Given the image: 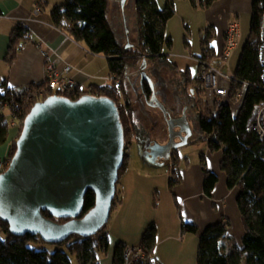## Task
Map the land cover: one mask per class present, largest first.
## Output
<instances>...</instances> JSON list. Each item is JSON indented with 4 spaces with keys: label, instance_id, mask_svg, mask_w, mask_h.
I'll list each match as a JSON object with an SVG mask.
<instances>
[{
    "label": "trees",
    "instance_id": "trees-1",
    "mask_svg": "<svg viewBox=\"0 0 264 264\" xmlns=\"http://www.w3.org/2000/svg\"><path fill=\"white\" fill-rule=\"evenodd\" d=\"M189 1L194 8L200 7L205 10L218 2V0ZM166 2V6L160 9L156 0H136L138 43L125 47L117 38L108 16L110 0H66L51 12V19L57 29L72 40L84 44L91 54L104 56L108 61L109 72L112 75L110 85H91L87 89L77 85L71 94L66 95L73 101L88 94L105 96L118 105L126 149L121 175L131 163L129 147L135 140L140 141V136H144V132L139 130L135 123L134 104L128 99L125 82L128 69H140L146 61L153 68L168 66L179 71L177 65H174L169 55L165 53L166 47L173 48L172 40L166 35L167 23L176 15L175 2L173 0ZM263 13L264 0H254L251 35L242 50L231 87L230 97L233 101H239L238 92L243 94V101L237 113L228 103H222L216 111L211 110L202 100V92L198 90L199 79L192 77L189 69L180 72L185 92H189L198 110L197 123L202 135L200 140L206 142L210 153L221 152L223 158L220 167L226 175L227 186L231 190L238 189L237 207L245 231L241 246H238L227 234L229 222L222 221L207 226L202 231L198 244L197 264H264V140L248 130L255 122L258 109L264 105V84L259 54ZM203 34L200 42L201 52L194 57L212 64L218 57L213 45L216 34L210 27ZM30 40L29 31L20 24L13 34L7 64H12L16 60L21 47ZM47 85L45 81L32 88L42 90ZM50 94L52 92L48 93ZM35 104L36 101L26 96L25 92L16 94L15 89L9 87L8 79L0 76V110H8L11 114L10 117L0 114V148L10 139L12 122L18 123L20 127L18 138L20 137L25 119ZM16 150L17 143L14 141L8 159H13ZM179 159L169 163L172 169V177L169 180L171 188L178 186L182 181L177 166ZM204 170V190L211 196L219 179L205 166ZM120 185L119 179L113 209L121 203ZM86 195L84 210L80 217L82 219L95 207V195L92 192ZM44 216L59 223L67 222L54 219L49 213H44ZM183 227V231L188 233L199 232L195 225L184 224ZM104 230L94 237L72 236L61 244H47L40 237L29 234L15 236L9 231V225L0 220V264H72L73 255H76L79 264H98L99 256L108 251L109 239ZM156 233V226L150 224L142 236L140 246L146 252L147 258L153 255L157 241ZM126 248L122 242L117 244L113 264H126L124 261ZM140 264L152 263L151 260H145Z\"/></svg>",
    "mask_w": 264,
    "mask_h": 264
},
{
    "label": "water",
    "instance_id": "water-1",
    "mask_svg": "<svg viewBox=\"0 0 264 264\" xmlns=\"http://www.w3.org/2000/svg\"><path fill=\"white\" fill-rule=\"evenodd\" d=\"M143 62L141 70L146 66ZM145 74L142 75V81ZM169 125L170 141L146 149L156 165L169 164L172 150L188 144L190 128H181L180 144L172 136L175 126L165 106L154 98ZM182 120H186L185 113ZM187 137H183L182 133ZM9 168L0 174V220L15 236L40 237L47 244H61L78 236L94 237L111 219L121 169L125 163V138L119 107L105 96L84 95L77 101L52 96L36 103L16 141ZM165 156L153 157L155 149ZM159 159H164L161 163ZM95 207L80 218L86 194ZM49 213L57 220L48 219Z\"/></svg>",
    "mask_w": 264,
    "mask_h": 264
},
{
    "label": "rangeland",
    "instance_id": "rangeland-1",
    "mask_svg": "<svg viewBox=\"0 0 264 264\" xmlns=\"http://www.w3.org/2000/svg\"><path fill=\"white\" fill-rule=\"evenodd\" d=\"M160 9L166 6V0H156ZM175 2L174 18L167 23L166 35L172 40L173 48H165V53L169 55L170 60L174 65H177L179 71L170 69L168 66L162 68H153L151 65L146 69L148 76L154 81L158 100L162 103L166 111L172 114L174 118H181L185 113L186 124H188L191 131L190 142L180 147L178 155L182 172L188 180H194L196 173L201 174L203 179V164L214 169L218 168L220 174V182L217 184L216 190L219 196L225 200L230 196L231 189L227 186V178L220 167L219 158L222 157L220 153H210L206 142L201 139V132L199 124L197 123L198 110L193 102H188L190 99L189 92H185V87L182 84L181 73L190 70L192 77H199V61L194 57L201 52V38L207 26L208 13L205 10L194 8L192 2L189 0H173ZM136 0H110L109 18L112 27L116 32L117 38L123 47L128 45V40L134 44L138 43L137 33V15H136ZM235 22L240 25L241 38L238 42L239 46L234 50L233 57L230 61L231 70L237 69V64L241 58L242 50L246 41L249 39L251 32V13L245 12L241 14L240 19L237 15H233ZM118 18L122 20L120 25ZM122 29L120 28V26ZM120 28V29H119ZM224 36L216 39L214 45L219 50L221 48ZM102 61V67L107 70L106 61ZM220 57L215 61V67H219ZM100 64V63H99ZM228 72L229 68L223 69ZM107 72V71H106ZM108 76V72L106 73ZM126 82L127 93L129 100L135 106V118L139 126L147 131L157 141L155 143H164L165 137H155L156 132L165 133V128L168 123L162 112L158 109L154 110L143 104V93L140 88V74L136 68L128 69ZM191 100V99H190ZM237 113L239 106L232 108ZM5 111V110H4ZM5 113V112H4ZM11 127L10 131H14ZM155 128V129H153ZM142 131V130H141ZM141 135V133H140ZM154 135V136H153ZM147 136V135H146ZM140 141L135 140L129 147L130 167L121 175V182H124L127 187L130 182H136V189L127 194V209H121L120 206L113 209L111 219L105 227L104 233L107 234L108 251L100 255L101 264L112 262L115 248L120 240H130L135 238L140 231V235L150 227L149 219L160 213L163 209L167 210L168 197L172 196L170 192V176L172 170L169 165H156L148 157H146V150L143 144L144 137L140 136ZM5 159V158H4ZM3 159V160H4ZM139 181H136V180ZM138 186V187H137ZM134 189V186H129V189ZM191 188L189 185L185 189ZM132 192V193H131ZM188 193V192H187ZM232 203L234 200L231 198ZM231 200H227L231 204ZM129 201V202H128ZM160 204L159 210H157ZM234 204V203H233ZM236 204V201H235ZM227 215L231 219L233 227L231 228L232 239L235 244L240 245L241 237L244 234V227L240 222L238 214L233 209L227 208ZM152 220V219H151ZM243 227V228H242ZM133 241V240H132ZM53 249L52 247H49ZM72 264H79L76 255L71 257Z\"/></svg>",
    "mask_w": 264,
    "mask_h": 264
},
{
    "label": "crops",
    "instance_id": "crops-1",
    "mask_svg": "<svg viewBox=\"0 0 264 264\" xmlns=\"http://www.w3.org/2000/svg\"><path fill=\"white\" fill-rule=\"evenodd\" d=\"M65 1L66 0H0V76L8 79L9 87L19 91H25L43 84L47 79L46 65L48 63H53L57 59L63 63L62 65L58 64L60 70H62L65 65H70L72 67L70 75L74 79L75 84L82 89H87L88 86L91 85H110L109 81L112 79V75L111 72H109L107 59L101 55L95 56L91 54L84 44L72 40L67 34L54 26L53 20L51 19V12L56 6H61ZM253 1L254 0H218V2H215L206 10L196 7L208 13V27H206L205 30L209 27L214 30L216 34L214 42L220 35L224 36V40L221 44L222 46L219 50L213 42L218 56L217 59L219 57L221 59L225 47V38L230 26L238 25L240 33V25L235 22L233 15H237L238 19H240L241 14L245 12H249L252 15ZM37 7L41 8L39 15L35 14ZM118 20L119 22L117 24L120 23L121 25L122 20L119 18ZM20 24L27 28L31 40L21 47L16 60L12 64H7L8 52L12 44L13 34ZM120 28L122 29L121 26ZM240 38L241 33L240 37L237 39V48ZM131 44L134 45L131 40H128V45ZM44 52L49 53L48 58H45ZM99 58L106 61L108 76L104 68H98L103 65L102 61H99ZM215 61L212 63L213 66H215ZM218 68L221 67L219 66ZM235 72L232 68L231 73L234 74ZM4 112L6 116L10 117L11 114H9L10 112L8 110ZM13 129L14 131L10 134V139L7 144L0 148V162L9 156L8 153L11 149L12 142L18 139L20 133L19 125L16 127L14 126ZM220 155L222 156V154ZM222 158L223 156L219 158L220 163ZM180 165L181 161L177 166L182 181L178 186L169 188L173 197H168L167 210L163 209L160 213L155 214V216L149 219V222H151L148 223L149 226L150 224H154L157 228V241L152 257L159 264H197L198 244L201 233L207 226L217 224V222H229L230 226L227 234L232 237L231 228L233 225L230 217L227 215V208L233 209V211L238 214L239 219L236 218L235 220L236 222H240L244 227L241 213L237 207L236 198L238 189L232 190L229 193L230 196L227 198V200H231L232 198L234 204L232 200L231 204H229L227 200L221 198L218 190H216L217 184L221 180L218 168L214 166V169H212L204 164L205 168L215 173L219 179L212 195L208 196L206 190H204V166L203 179L201 169L200 176L196 173V177L191 181L185 178ZM171 177L172 174L170 178ZM136 181L139 180L137 179ZM120 183L122 196L121 203L118 204L117 209L119 206L121 209H127V193L129 191L133 192L136 189V182L131 181L129 185L134 186V189H132V187L129 189V186L127 187L124 182H121V178ZM186 185H189L191 188H189V190L185 189ZM159 208L160 204L157 210H159ZM184 224L197 226L199 232L192 234L183 231ZM142 236L139 231L135 238H130L131 241L120 240V242L126 247L140 246ZM236 245L241 246V242L240 245L239 243ZM100 259L99 256V260ZM99 260L98 264H101ZM107 264H113V261Z\"/></svg>",
    "mask_w": 264,
    "mask_h": 264
},
{
    "label": "built area",
    "instance_id": "built-area-1",
    "mask_svg": "<svg viewBox=\"0 0 264 264\" xmlns=\"http://www.w3.org/2000/svg\"><path fill=\"white\" fill-rule=\"evenodd\" d=\"M41 8L37 7L35 14L39 15ZM262 24L260 28L261 40H260V65H262V81L264 84V13L262 17ZM240 37L238 25H231L230 29L227 32L225 38V47L221 55V64L220 67H215L212 64H209L205 60L197 59L199 61V87L198 90L202 92V100L206 102L208 107L216 111L219 105L222 103H228L232 108L234 106H239L243 101V94L238 92L237 99L239 101H233L231 99L232 85L234 83V74L231 73L230 61L233 57V52L237 48V39ZM45 58H48L49 53L44 52ZM48 63V62H47ZM58 64L62 65L63 63L57 59L53 63H48L46 65V74L47 79L45 80L48 85L42 90H35L34 88L28 89L25 91H19L15 89L16 94L20 95L25 92L26 96L32 97L36 103L44 102L49 97L52 96H62L68 97L66 94H71L77 87L74 79L71 77L72 67L70 65H65V67L60 70ZM228 67L229 71L224 72L223 69ZM112 79H110L111 81ZM109 81V82H110ZM245 86L247 84L245 83ZM51 91H48V89ZM52 94L48 95V93ZM258 113L255 118V122L250 125L248 130L254 132L259 136L261 140H264V105L258 109ZM0 114H5L4 110H0ZM18 123L12 122V127H16ZM11 160L5 158L0 162V172H4L9 168ZM124 256V261L126 264H140L145 260H151L152 264H159L153 257L147 258L146 252L141 246L136 247H127Z\"/></svg>",
    "mask_w": 264,
    "mask_h": 264
},
{
    "label": "flooded vegetation",
    "instance_id": "flooded-vegetation-1",
    "mask_svg": "<svg viewBox=\"0 0 264 264\" xmlns=\"http://www.w3.org/2000/svg\"><path fill=\"white\" fill-rule=\"evenodd\" d=\"M149 66L150 65L146 64V66H145V68L143 70H141V68L137 69L139 71V74H140V88L142 89V93H143V104H145L147 107L152 108L154 110H156V109L160 110L157 107L156 108L153 107V105L155 104L154 98L157 97V99H158V96H157V92H156V89H155L154 81H152L151 78L148 76V73H147V70H146ZM143 73L145 74V79H143V81H142ZM190 99L188 100V102L189 101L193 102L192 99L191 100ZM134 114H135V106H134ZM182 117L181 118H174L172 114H169V116H168V120H171L172 125L175 126V129H174V132L172 133V136L175 137V143L176 144H180V142L182 141L181 137L179 136V132L181 131V128L180 127L176 128V127L180 125L181 127H183V129L187 128L186 127L187 126L186 120H182ZM166 122H167V120H166ZM135 123H136L137 128L144 132V129L141 126L138 125L136 118H135ZM153 129H155V128H153ZM165 129H166L165 133L156 132V134H155V137H158V136L159 137H161V136L165 137V142L164 143H160V145H162V146L167 145L168 142L170 141L169 125ZM182 136L183 137H187L185 132L182 133ZM143 137H144L143 144L145 143L143 148H145V150L148 149V147L153 146L155 144V142L157 141V139L156 140H152V139H154V137H152L151 134L149 132H147V131L144 133ZM190 139H191V136L188 139V143L190 142ZM178 152H179V149L178 150H172L171 155H170V162H172L175 159L179 158ZM153 155H154L153 157H158V156H163L164 157L166 154H165V151L163 149H159L158 148V149H155L153 151ZM159 161L161 163L165 162L164 159H159Z\"/></svg>",
    "mask_w": 264,
    "mask_h": 264
}]
</instances>
